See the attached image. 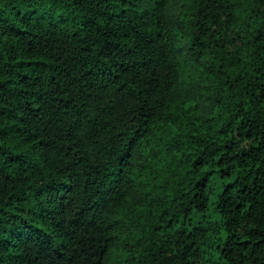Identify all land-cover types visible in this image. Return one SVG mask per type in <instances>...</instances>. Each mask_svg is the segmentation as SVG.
Returning <instances> with one entry per match:
<instances>
[{
  "label": "trees",
  "instance_id": "trees-1",
  "mask_svg": "<svg viewBox=\"0 0 264 264\" xmlns=\"http://www.w3.org/2000/svg\"><path fill=\"white\" fill-rule=\"evenodd\" d=\"M0 264H264V0H0Z\"/></svg>",
  "mask_w": 264,
  "mask_h": 264
}]
</instances>
